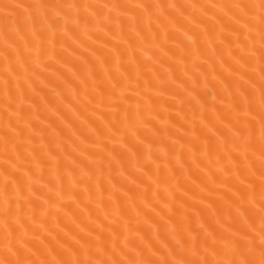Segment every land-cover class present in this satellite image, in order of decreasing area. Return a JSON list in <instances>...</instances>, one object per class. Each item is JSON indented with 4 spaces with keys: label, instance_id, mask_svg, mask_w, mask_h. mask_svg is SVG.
Listing matches in <instances>:
<instances>
[{
    "label": "bare ground",
    "instance_id": "1",
    "mask_svg": "<svg viewBox=\"0 0 264 264\" xmlns=\"http://www.w3.org/2000/svg\"><path fill=\"white\" fill-rule=\"evenodd\" d=\"M0 264H264V0H0Z\"/></svg>",
    "mask_w": 264,
    "mask_h": 264
}]
</instances>
